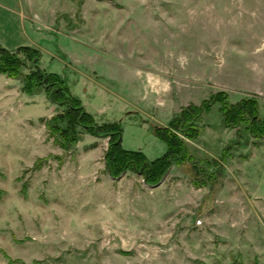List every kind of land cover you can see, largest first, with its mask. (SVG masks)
<instances>
[{"label":"rangeland","instance_id":"rangeland-1","mask_svg":"<svg viewBox=\"0 0 264 264\" xmlns=\"http://www.w3.org/2000/svg\"><path fill=\"white\" fill-rule=\"evenodd\" d=\"M0 46L41 52L20 53L21 78L0 73V264H264V136L226 127L219 102L149 184L111 174L110 136L66 141L49 123L67 107L23 89L38 64L59 74L154 160L155 128L218 92L264 119V0H0Z\"/></svg>","mask_w":264,"mask_h":264},{"label":"trees","instance_id":"trees-1","mask_svg":"<svg viewBox=\"0 0 264 264\" xmlns=\"http://www.w3.org/2000/svg\"><path fill=\"white\" fill-rule=\"evenodd\" d=\"M24 52L28 59L37 63L41 60V52L32 46H19L15 51L0 46V73L11 78H21L23 63L20 53ZM24 91L34 93L36 89L45 90L54 104L67 107L65 112L55 116L49 123L58 127L66 141H75V129L81 126L95 135L110 136L107 153V166L112 175L116 176L125 169L142 171L146 182L158 183L176 161H184L187 149L184 141L178 137L177 131H184L191 138L198 136L197 122L203 112H210L212 104H221L220 112L226 127L236 128L245 124V130L253 137L264 136V119H260L256 99L245 98L239 103L230 104L225 92H218L199 106L183 109L169 123V126H157L155 134L167 145L166 153L149 160L142 151L126 150L122 146L123 128L120 122H112L98 126L92 114L86 111L81 100L72 95L67 83L57 73L46 72L39 64L34 72L23 78ZM74 134V135H73Z\"/></svg>","mask_w":264,"mask_h":264},{"label":"crops","instance_id":"crops-1","mask_svg":"<svg viewBox=\"0 0 264 264\" xmlns=\"http://www.w3.org/2000/svg\"><path fill=\"white\" fill-rule=\"evenodd\" d=\"M9 89V87L8 88H5L4 90H8ZM133 151H142V150H133ZM149 159V158H148ZM157 159V158H156ZM150 160V159H149ZM152 160V159H151ZM155 160V159H154Z\"/></svg>","mask_w":264,"mask_h":264}]
</instances>
